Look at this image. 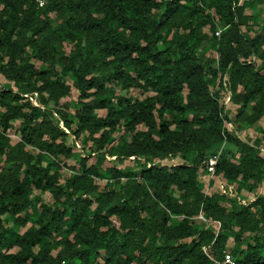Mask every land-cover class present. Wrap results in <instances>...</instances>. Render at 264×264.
<instances>
[{
	"label": "trees",
	"instance_id": "16d2710c",
	"mask_svg": "<svg viewBox=\"0 0 264 264\" xmlns=\"http://www.w3.org/2000/svg\"><path fill=\"white\" fill-rule=\"evenodd\" d=\"M263 118L264 0H0V264H264Z\"/></svg>",
	"mask_w": 264,
	"mask_h": 264
},
{
	"label": "rangeland",
	"instance_id": "374dc122",
	"mask_svg": "<svg viewBox=\"0 0 264 264\" xmlns=\"http://www.w3.org/2000/svg\"><path fill=\"white\" fill-rule=\"evenodd\" d=\"M263 8V7H261ZM263 10V9H262ZM131 94V92H129V95ZM76 98H77V94L75 91H72V95L71 97L68 99L69 102H70V109L72 111L73 107H74V104H75V101H76ZM264 129V118L261 119L257 124H255L254 126H252L251 128L247 129L246 133L249 137L250 140H254L255 138H259L261 137V134H260V130ZM9 136L11 137V139L13 141L17 140V136L14 135L13 133H9ZM162 164H165V165H168L171 163V161H169L167 158H163ZM103 166H107V165H113L114 163H108L107 161H103L102 162ZM119 167L123 168V169H126V168H129L131 170H135L137 169L136 167H133L131 166L128 162L126 163H123L122 165H119ZM100 183H104L103 181H100ZM207 191V190H206ZM253 196L252 193H248V192H242L239 197L242 198V199H251ZM215 228V227H214ZM230 245V244H229Z\"/></svg>",
	"mask_w": 264,
	"mask_h": 264
},
{
	"label": "built area",
	"instance_id": "2783aa9c",
	"mask_svg": "<svg viewBox=\"0 0 264 264\" xmlns=\"http://www.w3.org/2000/svg\"><path fill=\"white\" fill-rule=\"evenodd\" d=\"M34 3L36 4L37 8H41L45 5V0H34ZM221 33V30L218 29L216 32H215V36L218 37ZM218 156H219V151L210 156L208 158V165H207V174H208V177H212L213 174H214V169H215V166H216V163H217V159H218ZM198 219L204 221V222H207L208 221L202 216V215H198L197 217ZM215 231L217 232L218 231V228H219V223H216L215 222ZM204 254L214 263V264H239L236 259L233 258V256L228 253V252H223V256L220 260H217V259H214L212 258L210 255H209V252L207 249L204 250Z\"/></svg>",
	"mask_w": 264,
	"mask_h": 264
},
{
	"label": "crops",
	"instance_id": "0c3cea01",
	"mask_svg": "<svg viewBox=\"0 0 264 264\" xmlns=\"http://www.w3.org/2000/svg\"><path fill=\"white\" fill-rule=\"evenodd\" d=\"M209 178V177H208Z\"/></svg>",
	"mask_w": 264,
	"mask_h": 264
}]
</instances>
